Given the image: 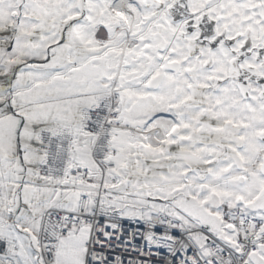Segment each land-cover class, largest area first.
I'll list each match as a JSON object with an SVG mask.
<instances>
[{"label":"snow or ice","instance_id":"6c2138e0","mask_svg":"<svg viewBox=\"0 0 264 264\" xmlns=\"http://www.w3.org/2000/svg\"><path fill=\"white\" fill-rule=\"evenodd\" d=\"M0 264H264V0H0Z\"/></svg>","mask_w":264,"mask_h":264}]
</instances>
